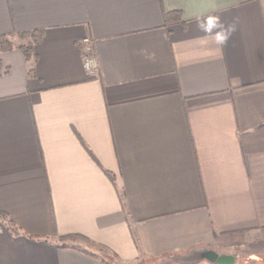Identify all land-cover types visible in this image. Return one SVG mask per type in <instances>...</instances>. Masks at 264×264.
Listing matches in <instances>:
<instances>
[{"label": "crops", "instance_id": "1", "mask_svg": "<svg viewBox=\"0 0 264 264\" xmlns=\"http://www.w3.org/2000/svg\"><path fill=\"white\" fill-rule=\"evenodd\" d=\"M211 14L239 18L222 48ZM38 29L0 51V264H109L68 234L111 264H264V0H0V35Z\"/></svg>", "mask_w": 264, "mask_h": 264}, {"label": "trees", "instance_id": "2", "mask_svg": "<svg viewBox=\"0 0 264 264\" xmlns=\"http://www.w3.org/2000/svg\"><path fill=\"white\" fill-rule=\"evenodd\" d=\"M166 22L167 23H172L174 20L180 19V15L176 11H172V13H166ZM20 35H26L30 34L34 38V41L28 42L26 44H21L19 47L22 48L24 51V54L27 59H30L32 57V50H33V42L40 41L43 37L44 30L43 29H38V30H33V31H27V32H21L18 33ZM14 47V44L10 41V37L8 35H0V51L8 50ZM33 72L30 70L29 73ZM109 176L113 179V175L111 173H108ZM9 214L5 211L0 210V217L4 220H6L9 228H11L12 231L17 232L19 229L17 228L14 220L10 217H8ZM62 242L59 244L61 247H72L75 249H78L80 251L99 256L106 260L107 263L111 264L112 258L116 257V253L112 250H109V248L104 247V245L98 244L95 241H92L84 235L80 234H68V235H62L59 237ZM68 239H73L70 241H67ZM79 239V240H78ZM71 244L70 243H73ZM76 242H83V244H78ZM157 264H172L171 262H166V263H157Z\"/></svg>", "mask_w": 264, "mask_h": 264}, {"label": "clouds", "instance_id": "3", "mask_svg": "<svg viewBox=\"0 0 264 264\" xmlns=\"http://www.w3.org/2000/svg\"><path fill=\"white\" fill-rule=\"evenodd\" d=\"M196 20L200 31L221 48L228 43L233 33L236 32L239 23L238 17H234L231 22H225L219 15L215 14L197 17Z\"/></svg>", "mask_w": 264, "mask_h": 264}, {"label": "rangeland", "instance_id": "4", "mask_svg": "<svg viewBox=\"0 0 264 264\" xmlns=\"http://www.w3.org/2000/svg\"><path fill=\"white\" fill-rule=\"evenodd\" d=\"M29 36H32V35H30V34L20 35V34L17 33L15 35L9 36V37H10V41L14 45H17V43L19 44V42H22L23 40L26 39V37H29ZM91 67H93V66H90L88 68H91ZM243 238H244V234H241V235L240 234H236V235H233L232 237H230L228 240L230 241L232 239V241H233V239H236V240L241 241V239L243 240ZM70 240H73V239H68L67 241H70ZM246 253H247L246 252V248H238V250L236 251L237 263L240 262L241 257L245 258V259L247 258V254L248 253L247 254ZM245 259H243L242 261H244ZM208 260L209 259H206L205 257H203V254H201V255H196L195 257H188L187 261L183 262V263H181L179 261H173V260H170L169 263L171 262L172 264H196L197 262H201V263L204 262V264H206V263L209 264ZM160 263H166V262H160ZM149 264H155V263H149ZM254 264H257V262H255Z\"/></svg>", "mask_w": 264, "mask_h": 264}, {"label": "water", "instance_id": "5", "mask_svg": "<svg viewBox=\"0 0 264 264\" xmlns=\"http://www.w3.org/2000/svg\"><path fill=\"white\" fill-rule=\"evenodd\" d=\"M203 257L217 264H234L236 261L235 255L226 252L218 253L213 249H209L207 252H204Z\"/></svg>", "mask_w": 264, "mask_h": 264}, {"label": "built area", "instance_id": "6", "mask_svg": "<svg viewBox=\"0 0 264 264\" xmlns=\"http://www.w3.org/2000/svg\"><path fill=\"white\" fill-rule=\"evenodd\" d=\"M85 42L87 45V54L84 56L85 58V64L87 67L93 66L95 64L94 57H92V45L90 44L91 41L89 38H85Z\"/></svg>", "mask_w": 264, "mask_h": 264}]
</instances>
